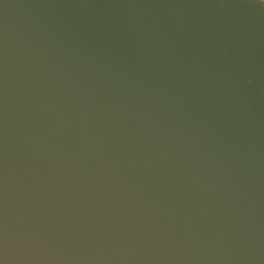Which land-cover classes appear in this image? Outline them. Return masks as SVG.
Listing matches in <instances>:
<instances>
[{
    "label": "water",
    "instance_id": "1",
    "mask_svg": "<svg viewBox=\"0 0 264 264\" xmlns=\"http://www.w3.org/2000/svg\"><path fill=\"white\" fill-rule=\"evenodd\" d=\"M0 264H264V0H0Z\"/></svg>",
    "mask_w": 264,
    "mask_h": 264
}]
</instances>
